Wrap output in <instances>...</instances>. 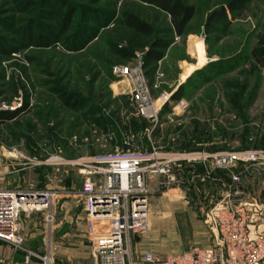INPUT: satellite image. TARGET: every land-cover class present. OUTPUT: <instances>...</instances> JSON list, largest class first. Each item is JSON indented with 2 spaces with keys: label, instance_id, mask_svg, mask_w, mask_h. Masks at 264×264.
<instances>
[{
  "label": "rangeland",
  "instance_id": "rangeland-1",
  "mask_svg": "<svg viewBox=\"0 0 264 264\" xmlns=\"http://www.w3.org/2000/svg\"><path fill=\"white\" fill-rule=\"evenodd\" d=\"M183 1L195 15L179 38L164 12L139 0H0V111L26 105L30 111L0 126V189L59 192L56 210L65 192L82 186L75 165L82 157L152 147L164 153L264 151V65L252 58L254 51L264 57V0H249L241 16L228 12L229 22L210 26L212 12L232 0ZM127 13L170 42L158 73L146 75L154 100L173 92L182 73L186 81L187 109L177 116L169 108L153 131L131 99V81L113 73L118 65L138 63L147 50L131 46ZM51 35L54 43L43 47L41 40ZM241 88L236 109L231 97ZM61 93L75 106L65 105ZM247 168L264 173V166ZM85 204L83 196L84 211ZM25 220L41 227L44 216Z\"/></svg>",
  "mask_w": 264,
  "mask_h": 264
},
{
  "label": "built area",
  "instance_id": "built-area-1",
  "mask_svg": "<svg viewBox=\"0 0 264 264\" xmlns=\"http://www.w3.org/2000/svg\"><path fill=\"white\" fill-rule=\"evenodd\" d=\"M140 58L139 55L135 65L116 66L113 73L131 81V99L143 119L154 120L150 121L153 131L171 94L154 100ZM187 105L185 101L178 104L182 112ZM196 162L202 165L203 173L187 178L185 165ZM238 164L245 169L264 166V151L168 154L152 147L80 158L75 165L83 178L85 220L94 264H264V233L252 235V214L240 204H234L242 195L241 172L232 174L220 199L207 211V219L218 239L216 245L192 248L177 255L155 257L149 253L142 260L134 258L133 238L149 228L153 195L172 186L180 187L187 179L194 186L208 185L216 182L217 172ZM59 196V192L53 191L40 194L0 189V264H18L1 257L4 245L21 251L23 264H32L34 259L42 264H56L52 237L56 226L54 206ZM35 213L44 216L45 251L41 255L26 247L25 219ZM257 221L264 223V216L259 215Z\"/></svg>",
  "mask_w": 264,
  "mask_h": 264
},
{
  "label": "crops",
  "instance_id": "crops-1",
  "mask_svg": "<svg viewBox=\"0 0 264 264\" xmlns=\"http://www.w3.org/2000/svg\"><path fill=\"white\" fill-rule=\"evenodd\" d=\"M182 74L177 88L186 82L183 81ZM177 88L170 93L171 96ZM181 101L186 102L185 99ZM179 103L171 107V111L177 116L178 113H184L180 110ZM164 106L159 115L160 119L167 113L163 110ZM163 126L161 122V130ZM166 153L174 154V150ZM242 168V164H238L235 168L219 171L216 174V182L208 185L194 186L187 179L180 187L172 186L153 195L150 201L149 228L145 233L133 238L134 258L142 260L149 253L155 257L177 255L192 248L203 249L216 245L218 239L207 219V211L220 199L233 173L241 172L243 178L242 195L234 200V204H240L252 214V235L264 233V223L257 221L259 215L264 216V173L254 169L244 172ZM200 173H203L200 163L185 165L184 174L187 178ZM65 194L67 199L55 210L57 218L52 237L54 260L56 264H94L92 249L87 239L89 236L83 209L82 186L74 187L72 192ZM25 236L27 248L39 255L44 253L43 223L41 227L31 222L28 225L26 223ZM1 257L18 264H23L24 260L21 251H15L7 245L2 247ZM32 264L42 263L34 259Z\"/></svg>",
  "mask_w": 264,
  "mask_h": 264
},
{
  "label": "trees",
  "instance_id": "trees-1",
  "mask_svg": "<svg viewBox=\"0 0 264 264\" xmlns=\"http://www.w3.org/2000/svg\"><path fill=\"white\" fill-rule=\"evenodd\" d=\"M142 3L147 5H151L159 9L160 11L164 12L170 18L171 24V34L174 37L182 38L187 35V30L189 27L190 22L192 21L195 15V8L192 6L187 5L183 0H139ZM249 3V0H232L227 8H222L221 10H215L208 18L207 26H210L211 23L215 20L227 23L229 22L228 19V12H230L233 16V19L241 16L246 7ZM73 16V11L69 12L65 18L63 23L64 30L71 24ZM124 24L128 31H130V43L134 49L145 50L144 55L145 59L143 62V67L148 77H154L155 74L158 73L159 64L164 60L166 57L167 50L170 47V42L165 38H160V35H163L165 32L157 30L152 24L141 20L134 14H125ZM63 30V31H64ZM62 31V33H63ZM56 37L52 35L47 38L45 41L41 40V45L43 47H48L54 43ZM144 39H150L152 42L150 44H144L142 41ZM123 55L122 52H120ZM264 55V53H262ZM124 57V56H123ZM260 54L257 51L252 53V58L260 65H264V61L262 60ZM264 59V57H263ZM126 62L130 60L128 57H124ZM188 83V82H187ZM245 93V88H241L240 92L233 94L234 96L231 97L232 106L238 109V100L241 96ZM62 99L63 103L69 107H71V96L65 95ZM186 98L185 94V85L179 87V89L174 92L171 96V99L168 103L164 106V112L168 111V109L172 107V105H176L182 99ZM75 103V102H74ZM73 105L75 106V104ZM72 105V106H73ZM29 109L27 105L24 106L21 110H6L0 111V126L7 125L13 121L18 120L21 116L29 113ZM145 120V119H144ZM151 124L148 120H146V125Z\"/></svg>",
  "mask_w": 264,
  "mask_h": 264
},
{
  "label": "water",
  "instance_id": "water-1",
  "mask_svg": "<svg viewBox=\"0 0 264 264\" xmlns=\"http://www.w3.org/2000/svg\"><path fill=\"white\" fill-rule=\"evenodd\" d=\"M144 59H145V55H142L141 58H140V60H141L142 62H144ZM212 61H213L212 59H208V63H209V62H212ZM150 121L153 122L154 120H150ZM40 194H43V192L41 191Z\"/></svg>",
  "mask_w": 264,
  "mask_h": 264
}]
</instances>
